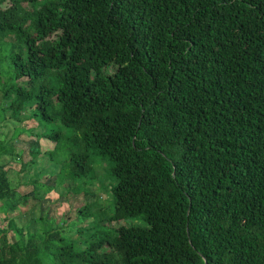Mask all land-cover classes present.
Masks as SVG:
<instances>
[{
  "label": "trees",
  "instance_id": "obj_1",
  "mask_svg": "<svg viewBox=\"0 0 264 264\" xmlns=\"http://www.w3.org/2000/svg\"><path fill=\"white\" fill-rule=\"evenodd\" d=\"M0 49V122H58L24 131L53 143L66 189L92 194L98 157L100 222L136 219L77 250L40 215L6 216L0 264H264V0H0ZM11 153L0 141L4 216L26 198Z\"/></svg>",
  "mask_w": 264,
  "mask_h": 264
},
{
  "label": "rangeland",
  "instance_id": "obj_2",
  "mask_svg": "<svg viewBox=\"0 0 264 264\" xmlns=\"http://www.w3.org/2000/svg\"><path fill=\"white\" fill-rule=\"evenodd\" d=\"M18 5L31 10V5L25 2H20ZM8 36L6 35L5 38ZM10 38L12 39V35H10ZM5 54L6 52L0 49V56ZM9 71L10 67L7 59L3 58L0 64V80L9 77ZM48 77L49 72H46L42 80ZM28 110L30 109L28 108ZM26 112L27 110H24L21 113L25 114ZM8 113L9 111L7 110L5 113L6 117H9ZM27 113L31 114V112ZM26 114L25 117L21 118L20 113L15 117L11 115L12 119L10 118L9 121L0 122V141L4 144L6 142L7 146L12 147V153L8 163L5 165L7 169L6 177L18 194L26 193L25 200L19 201L16 207L8 214L4 216L0 212V227L6 225V216L11 218L17 226H20L40 215L45 218L48 225L50 224L52 227L59 225L55 231L59 232L62 242L72 243L75 249L79 250L87 244L89 239L98 237L107 240V238L102 236L104 232L112 231L117 226L125 225L131 220L136 222L134 218L100 222L103 215L111 213L112 203L111 195L108 191L111 179L107 168L104 167L105 164H101L98 157H91L89 160L99 171L97 178L92 180L90 187L92 194L88 195L83 194L80 190L73 192L69 188L66 189L67 182L64 181L62 183L58 176L61 171L53 167V165L58 164V161L54 159L49 163L47 156L42 153L47 149H51L53 143L43 138L34 142V136L24 131V129L35 127L36 124H38L39 131L62 129V126L58 122H42L39 124L36 117H29ZM33 146H39L40 153L36 157H32L30 154V148ZM53 170L55 171L51 174L48 173ZM41 184L51 188L46 190L45 187L38 186ZM33 186L36 188L34 189ZM69 186H72V184L68 183ZM34 193H36V197H32ZM82 202H87L88 204V215H83V217L75 214V209H78ZM8 235L9 238L13 239V229L9 230ZM57 244L59 245L61 242ZM106 247V243H103L98 250L105 252Z\"/></svg>",
  "mask_w": 264,
  "mask_h": 264
}]
</instances>
